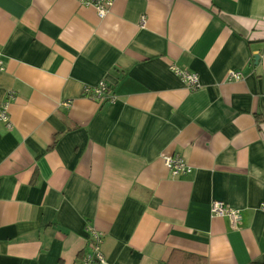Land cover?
<instances>
[{"label": "crops", "instance_id": "0c3cea01", "mask_svg": "<svg viewBox=\"0 0 264 264\" xmlns=\"http://www.w3.org/2000/svg\"><path fill=\"white\" fill-rule=\"evenodd\" d=\"M0 66V264H77L88 227L111 264H264V0H0Z\"/></svg>", "mask_w": 264, "mask_h": 264}, {"label": "built area", "instance_id": "2783aa9c", "mask_svg": "<svg viewBox=\"0 0 264 264\" xmlns=\"http://www.w3.org/2000/svg\"><path fill=\"white\" fill-rule=\"evenodd\" d=\"M116 0H80L81 5L85 7L94 8L100 19H105L112 11ZM145 17H143L141 25L145 24ZM172 72L180 77L182 81L191 90H198L201 88L199 75L195 72L181 69L178 66L172 65ZM4 68L0 66V71ZM243 79L241 72L229 71L227 74V81H239ZM83 96L90 99L97 104L114 103L117 96L112 93L111 88L106 81H100L96 85L86 86L83 90ZM12 95H10V98ZM68 105V104H66ZM0 121L5 123L8 129H12L13 125L10 119L9 102H5L0 107ZM163 161L173 176L189 175L193 168L180 155H163ZM260 210L264 212V203L260 205ZM210 212L213 217L227 218L233 228H238L242 221L241 212L225 205L221 201H212L210 204ZM89 233L88 247L81 253L77 264H111L103 254V240L104 233L98 231L94 227H88Z\"/></svg>", "mask_w": 264, "mask_h": 264}, {"label": "trees", "instance_id": "16d2710c", "mask_svg": "<svg viewBox=\"0 0 264 264\" xmlns=\"http://www.w3.org/2000/svg\"><path fill=\"white\" fill-rule=\"evenodd\" d=\"M189 257V256H188Z\"/></svg>", "mask_w": 264, "mask_h": 264}]
</instances>
